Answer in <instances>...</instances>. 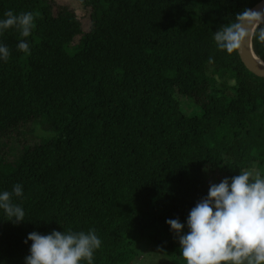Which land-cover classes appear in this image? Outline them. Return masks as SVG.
<instances>
[{
	"label": "trees",
	"instance_id": "16d2710c",
	"mask_svg": "<svg viewBox=\"0 0 264 264\" xmlns=\"http://www.w3.org/2000/svg\"><path fill=\"white\" fill-rule=\"evenodd\" d=\"M77 1L87 31L50 0H0V19L36 17L30 54L15 28L0 37V191L22 184L26 212L0 210V264H24L28 234L53 229H94V264H127L139 238L185 264L166 220L185 223L212 178L264 170V78L213 40L261 0Z\"/></svg>",
	"mask_w": 264,
	"mask_h": 264
},
{
	"label": "clouds",
	"instance_id": "9594fccd",
	"mask_svg": "<svg viewBox=\"0 0 264 264\" xmlns=\"http://www.w3.org/2000/svg\"><path fill=\"white\" fill-rule=\"evenodd\" d=\"M4 16L0 19V37L15 28L25 38L19 41L17 49L30 54L27 38L36 27L34 14L9 10ZM253 38L264 43V12L245 10L213 35L216 48L228 54ZM10 55L9 47L0 41V61H7ZM209 62H213L211 57ZM23 197L20 183L11 191H0V210L15 224L25 221L24 208L14 202V198ZM166 224L178 238L185 264H264V172L241 170L238 175L211 184L207 195L190 210L185 223L168 219ZM29 241L24 264H94V254L102 245L94 229H53L48 234L33 231L24 243Z\"/></svg>",
	"mask_w": 264,
	"mask_h": 264
},
{
	"label": "rangeland",
	"instance_id": "374dc122",
	"mask_svg": "<svg viewBox=\"0 0 264 264\" xmlns=\"http://www.w3.org/2000/svg\"><path fill=\"white\" fill-rule=\"evenodd\" d=\"M50 2L53 3L55 7L64 6L72 10L81 21L83 30H88L90 25L89 10L83 8L77 0H50ZM178 99L180 101L181 108L185 111V113H200V109L196 105H193L187 98L178 97ZM251 171L256 172L258 170L253 168ZM211 184H218L217 179L212 178L210 181V185ZM133 248L136 251V255L127 264H178L175 263L176 261L174 262V260L172 261L163 257L158 251H156L154 245L142 238L134 241Z\"/></svg>",
	"mask_w": 264,
	"mask_h": 264
},
{
	"label": "water",
	"instance_id": "95a60500",
	"mask_svg": "<svg viewBox=\"0 0 264 264\" xmlns=\"http://www.w3.org/2000/svg\"><path fill=\"white\" fill-rule=\"evenodd\" d=\"M250 10L264 12V0L254 5ZM237 52L242 64L250 73L259 78H264V63L254 55L251 40L245 41L242 48Z\"/></svg>",
	"mask_w": 264,
	"mask_h": 264
}]
</instances>
